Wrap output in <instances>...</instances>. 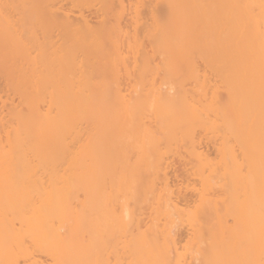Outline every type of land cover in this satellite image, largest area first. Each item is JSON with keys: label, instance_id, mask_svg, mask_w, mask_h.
Returning <instances> with one entry per match:
<instances>
[{"label": "bare ground", "instance_id": "obj_1", "mask_svg": "<svg viewBox=\"0 0 264 264\" xmlns=\"http://www.w3.org/2000/svg\"><path fill=\"white\" fill-rule=\"evenodd\" d=\"M159 1L166 15L152 17L146 35L175 88H140L132 102L118 88L119 49L109 30L91 27L84 17L80 25L59 17L48 0H0L1 102L12 105L7 113L0 108V264H36L37 254L46 264H104L107 244L128 225L125 204L119 202L124 212H114L116 195L130 193L138 169L158 170L160 132L172 142L179 130L200 167L206 164L189 135L192 123L222 131L211 172L220 169L234 212L244 215L233 217L234 231L217 222L206 243L209 264L226 258L253 264L255 257L264 264V0ZM99 2L113 7L112 0ZM52 27L61 33L59 42L51 39ZM196 60L222 84L225 104L215 90L208 95ZM182 78L192 80L195 95L182 88ZM143 109L157 120V132L138 120ZM162 191L172 219L177 204ZM199 195L216 211L204 192ZM193 220L192 234L205 241ZM171 241L170 229L154 226L125 246L139 264H182L176 247L172 262Z\"/></svg>", "mask_w": 264, "mask_h": 264}, {"label": "rangeland", "instance_id": "obj_2", "mask_svg": "<svg viewBox=\"0 0 264 264\" xmlns=\"http://www.w3.org/2000/svg\"><path fill=\"white\" fill-rule=\"evenodd\" d=\"M47 5L49 9L55 10L59 17L66 16L72 23L80 25L82 24L81 17H84L91 27H101L111 32L112 39L117 40L119 49V56L115 58L119 69L118 88L126 99L135 102L142 94L141 89L142 92H145L150 87L157 86L175 88V84H170L167 79L168 76L165 72L162 54L156 50V47L154 48L153 42L146 35V30L152 21V17L162 19L166 15V8L162 1L112 0L113 7L111 9L105 8L99 0H48ZM117 12L120 14L119 17H117ZM14 14V19L12 18V20L15 21L16 13ZM38 27L35 25L36 29ZM40 30L38 28L37 31H34L38 33V37L42 40L43 34ZM50 35L53 42H59L61 33L59 35L58 28H50ZM31 50H28L29 53ZM30 55H34L33 51ZM81 57L82 55L78 54L76 60H80ZM144 65L146 69H144ZM196 65L199 73H205L208 78V81H206L208 95L215 90L219 102L225 104L226 93L214 72L205 68L200 60H196ZM183 72L184 75L182 74ZM183 72L181 73L183 76H181L184 78L185 71ZM183 78L181 82L182 88L185 89L188 95H195V84L191 82L192 80L189 81ZM118 88L117 90H119ZM5 93L6 89L0 76V108L6 112L9 111L12 105L9 103L10 100H7L6 104L1 102L5 98ZM11 102L14 104L16 100ZM144 111L143 109L138 114V120L140 119V122L143 121L141 122L142 125L144 123L147 128H151L150 130L155 129L154 133L157 132V120L155 121V117L149 111ZM191 125L193 128L189 135L193 136L206 164L202 168L200 167L199 162L189 153L190 145L188 139L181 136L183 134L178 133L179 130H175L176 134L175 132L173 133L175 136L172 142L166 139L165 134L156 133L161 137H159L160 140L158 141V149L161 154V159L159 157L160 160H158L160 162L158 170L155 172L153 169H148L153 167H148V170H145V167L138 169L137 172L140 171L138 173L140 178L138 175L137 178L140 180H135V184L132 183L133 185L129 184L131 185L129 188V190L131 189L130 193L128 194L127 192L128 195L123 193L119 194V196L116 195L117 202L113 203L114 212L118 215L127 210L126 219L128 225L126 232L116 234L111 242L107 244L104 264H139L138 260L131 255L125 246L126 242L141 232H148L154 226H157L160 231L170 229L172 262L175 259L174 247H176L177 251L182 255V264H209L211 260L207 252L206 243L210 241V233L216 231L217 222L221 220L226 227H229V230L234 231L239 223H235L233 217L239 219L244 217V215L241 216L240 214L238 215V212H234V201L227 190L231 185L226 177L222 178L220 169H215L211 172L212 168L217 167L219 160L218 146L221 141V135H223L222 131L220 132L217 129V132H212L206 130L207 128H200L197 123H192ZM129 151L127 152L129 160L135 162L137 159L136 153ZM152 160L154 161V159ZM242 172H245L244 166ZM150 180L155 184L152 185L155 186L154 190H152L153 187L151 188L150 183L145 186L147 181ZM146 187L147 189L150 187L153 192L151 193V190H148L150 192L146 193ZM163 188L169 190L173 201L177 204L176 208L172 210V219L168 218L164 213L163 199L165 196L162 195ZM200 192L206 194L205 196L211 204L215 205L216 211L211 207H207L209 205L204 206V204H201ZM237 197L241 201L245 196L240 192ZM119 202L120 204H125L124 210L121 209ZM193 216L195 219V221L193 220L194 229H197V233H202L199 234L203 235L206 242L204 240L200 242L196 232L192 234L194 230L190 223ZM171 220L173 221L171 222ZM225 236L226 240H229L228 232ZM203 237L199 238L202 239ZM159 241L163 242L164 239L160 237ZM36 258V264H46L48 259L44 255L39 254L36 255ZM258 263H260V259L255 257L253 264ZM19 264H30V262L20 260ZM223 264L236 263L228 261L226 258Z\"/></svg>", "mask_w": 264, "mask_h": 264}]
</instances>
